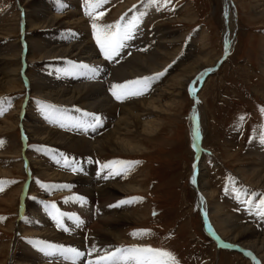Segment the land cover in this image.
<instances>
[{
	"label": "rangeland",
	"instance_id": "1",
	"mask_svg": "<svg viewBox=\"0 0 264 264\" xmlns=\"http://www.w3.org/2000/svg\"><path fill=\"white\" fill-rule=\"evenodd\" d=\"M17 1L21 6L20 12ZM41 1V4H44L49 12L59 14L56 12L58 10L56 5L60 4V2L56 3L58 0ZM75 1L80 13L88 18L78 15L89 25L90 37L92 36V44H90L94 51L99 48V45L95 36L92 35L93 20L86 14L85 0ZM257 1L231 0L230 4L235 9L233 23L235 30L229 38L230 47L227 52L225 49L223 0H107V3L103 4L101 8L96 9L93 15L99 12L104 13L96 21L99 26L113 24L122 16L124 19L120 22L121 26H124L126 17L135 14L136 26L131 33V38L123 42L124 49L121 50L122 46L119 55L106 59L101 50L96 49L95 55L90 57L95 60L98 59V62L102 63L99 66L97 64L95 70L98 71V68H101L104 72L105 93L108 98H112L109 99L115 104L149 98L150 94H155L160 87L169 83L171 77L183 67L186 68L183 75L188 76L190 72L194 73L195 70L205 66L204 60L210 62L213 59H219L220 62L217 66L216 64L213 66L216 70L208 71L210 73L206 75V72L203 75L205 76L203 80V77L200 78L203 71L196 72L179 90L180 97H177L179 103L174 105L170 112L157 113L155 116L152 113L149 116L140 117L141 121L160 120L159 128L154 134L130 138L133 144L139 146L140 151L136 153H99L95 150L91 153H76L30 139L27 129L35 124H43L54 131L93 142L96 137L110 129L114 122L110 116L102 113L104 111L90 110L75 103L63 104L39 95L36 93L31 79L43 80L42 82L45 84L57 86L99 82L74 81L73 77L68 76L69 74L72 75L71 68H63L64 79L61 83L59 82L62 75L56 76V73L60 71L61 66L86 65L83 62L85 59L62 57L45 62L32 61V57L38 55L37 53H29L30 41L34 40L31 36L34 33L29 31L27 26L26 11L29 10V3H25L23 0H0V11L3 10L5 3L14 4L12 13L0 12L1 30L5 29L4 26L11 19H15L18 26L14 33L0 36V55L14 58L12 61L6 58L0 62V77L5 80L12 68L15 70L19 68V75L16 76L17 89L0 93V98H5L3 104H0V108L4 109L3 114L0 115V141H3L2 146H0V170H7L6 174L0 175V180L15 181V183L4 184L3 190L0 191V199L14 195L12 204L6 205L5 202H0V218H2L0 219V247L2 248L0 264L30 263L27 259L28 254L24 252V248L16 243V239L33 237L32 234L39 235L35 233L40 231L32 229L22 232L16 231L19 225L15 224L14 221H19V208L23 203L27 201L37 204L47 198L55 204H60L65 194L58 195L48 192L51 182L65 183L61 180L72 181L73 178L74 189H77V186L85 181L84 178L81 179V177L72 174L75 170L70 169L71 166H66L63 169L64 166L58 162L53 165L49 164L45 153H43L44 149L49 150L51 155H54L56 150L65 151L66 159L75 162L80 159H88L93 163L96 158L100 163L105 162L106 165H110V167H106V171L110 176L109 179L112 180L113 178L114 180L105 182L104 185H129L135 188L122 194L119 193L116 199L108 202V210L105 214H109L112 210L117 215H125L126 213L130 216H136L139 214L142 218L122 223V226L120 223L116 228L119 232L116 231L113 237L96 232L95 223L100 220H96L98 217L95 219L93 213L94 223L91 220V224H88V226L91 225L89 232L93 242L87 238L86 243H82L84 245L83 250L88 252L87 255H90V258L87 261L82 259L80 263L77 262L76 264H96L100 257L109 252H114L117 248L131 246H147L170 252L175 258L176 264H253L241 252L226 249L223 246L219 247L216 243L217 240L215 241L216 238L210 236L205 229V223L198 205V189L194 190L191 186V174L195 171V169L193 171V163H195L196 146L193 143L191 126V114L195 106L190 88L197 89L199 100H197V115L200 122V135L202 134V140H200L202 146L201 144L200 146L203 152L201 163L204 167V171H202L204 183L214 191V201L220 210L230 213L234 217H239L244 223L253 225L257 231H264V215L260 214L264 211L260 207V202L264 200V187L251 184L255 182L251 176H247L245 179L240 176L241 173H247L249 168L256 164L257 161H253L261 158L259 155H255L258 154L255 151L264 150V139H262L264 138V112L261 111L264 109V94H262L264 92V14L257 12L255 8ZM260 3L264 5V2ZM263 5L259 8H263ZM66 7H69L68 4ZM121 7L123 8L120 10ZM68 11L78 14L75 9L66 10L65 13L60 14L66 15ZM138 12L150 17L148 19H145L148 16H145L144 19L139 18V22L138 18L136 20ZM79 30L71 27L64 29L49 28L36 34V38L41 37L44 41L47 39L51 43L68 45L78 39L67 43L66 41L69 39H66V36L68 37L70 33H78L79 38L85 37L89 40L87 32H81V34ZM165 31H169L164 38L167 42L162 43L160 48H156L155 42L160 37H164L162 35ZM61 32L65 33L62 34ZM175 37L177 41H168V39L172 41ZM136 42L140 48L134 47ZM155 48L172 56L170 59L164 56L154 58V61L163 63L164 67L155 72L147 73L144 77H155L157 73H163V75L151 80L146 90L140 88V91L142 90L141 95H124L120 91L117 94H120L122 98L116 99L113 95V85L134 81L135 77L127 78L124 80L125 82L115 84L109 77L111 68L124 64L134 54H142L143 56L152 54ZM23 50L25 51L23 52ZM88 60L89 57L85 61L88 63ZM53 62L56 65L55 70L51 65L54 64ZM96 62L97 60L94 63ZM25 63L26 69H23ZM55 76L58 77V80ZM97 76L101 77L102 75L98 73ZM136 77L142 79L140 76ZM148 89H152L151 93H144ZM170 98L169 95L162 97V102H170ZM51 109L62 111L60 119L56 123L53 116L55 114L46 113ZM114 114L118 117L120 112L115 110ZM103 117L108 119L109 125L98 130L95 126L100 120H103ZM262 154L264 155V153ZM25 156L27 158L23 161ZM199 160L197 158V162ZM35 162L53 171L50 169L51 167L59 171L60 173L57 172L59 174L68 175L69 178L47 180L40 177L34 169ZM125 162L138 163L128 164ZM199 174L197 182H199ZM32 184H34L33 187ZM66 189L67 191L62 190L61 192L69 191L67 193L69 196H67L71 197V186ZM198 192L200 191L198 190ZM204 196L209 221L215 231L220 233L209 212L211 211L210 201L206 195ZM132 198L142 199L133 200ZM67 199L71 200V198ZM121 201L131 202L120 203ZM100 204L104 207L102 202ZM59 206L61 207V204ZM70 207L65 206L64 208L67 210ZM52 224L54 223L50 221L47 226L54 230ZM24 226L28 227V225ZM103 227L107 231H111L110 226ZM44 229H42L43 232ZM60 230L62 232L61 228ZM66 231L64 230L62 233L64 238L68 240L73 236ZM89 232L87 233L86 230L84 236L89 235ZM133 233L138 234L132 235ZM58 234L57 232L54 234L56 236L44 235L43 237L53 238L48 241L49 245L55 248L69 249L71 247L77 250L80 246V244L68 242L66 243L69 246L58 243L57 238L60 236ZM35 257L37 256L33 255V258ZM48 260L47 264H66L59 260L53 261L50 257ZM258 260L264 264L262 257Z\"/></svg>",
	"mask_w": 264,
	"mask_h": 264
},
{
	"label": "bare ground",
	"instance_id": "2",
	"mask_svg": "<svg viewBox=\"0 0 264 264\" xmlns=\"http://www.w3.org/2000/svg\"><path fill=\"white\" fill-rule=\"evenodd\" d=\"M25 3H29V10L26 11V17H27V22H28V27L29 31H32L31 36L34 38V40L30 41V46H29V53H37L38 56L32 57V61H37V62H45L46 60H52V59H58L62 57H75L78 59H86L89 57L88 63H94L96 60L90 57L94 56V51H93V46L91 47V37H90V31H89V25L84 22V20L79 17L83 16L82 13H80V9L76 5L75 0H58L56 2H60L63 4V8L56 11L59 14H52L46 9V6L42 3L41 0L33 1V0H23ZM44 1V0H43ZM224 1V23H225V46H226V52L229 50V38H231V34L233 33L234 28V14H235V9L233 5H231V0H223ZM18 2V1H17ZM264 0H258L256 3L255 8L257 9V12L259 14H264V5L263 3ZM48 3V1H47ZM68 4L69 7H66ZM19 12L21 10L20 3H17ZM263 5V8H259L260 6ZM59 5H57L58 7ZM123 7L120 8V10ZM75 9L78 11V14L76 12H67L66 15L60 14V13H65L66 10H71ZM141 11V10H139ZM79 15V16H78ZM140 16L139 18L148 19L150 16L147 14L140 13L137 14V17ZM88 19V18H86ZM133 19V18H132ZM1 26V25H0ZM4 30H1L0 28V36L1 35H10L16 31L18 28L17 26V21L15 19H11L5 26ZM77 28L80 33H86L87 32V37L89 40L85 39V37L79 38L78 33H70L69 36L67 37L66 35V42H74L73 40L78 39L76 42L68 44V45H59L55 44L54 42L51 43L47 39L46 41L42 40V38H36V34H39L45 29H51V28ZM87 27V28H86ZM87 30H86V29ZM166 30V29H165ZM59 32V31H58ZM56 32V33H58ZM169 31H165V33L162 35L164 36L163 38L160 37V39L157 40L156 43V48H160L161 44L164 43L166 40L164 38L166 37V34H168ZM53 33V34H56ZM64 34L63 32H61ZM81 33V34H82ZM48 34V33H47ZM50 35V34H49ZM72 36V37H71ZM168 36V35H167ZM158 37V36H157ZM72 39V40H71ZM90 41V42H89ZM169 42H175L177 41V38L173 39ZM47 42V43H46ZM167 42V41H166ZM91 43V44H90ZM45 45V46H44ZM12 47V46H11ZM19 47V45H18ZM136 48H140L139 44L136 42L134 45ZM16 48V47H15ZM20 48V47H19ZM153 51L152 54H149L147 56H143L142 54H134L131 57H129L124 64L118 65L115 68H111L110 72L111 75L110 80L112 82L116 83H121L125 82L127 78L130 77H135L134 79H137L140 76L143 78L146 76L145 74L150 73V72H155L159 70L160 68L164 67L163 63L161 62H156L154 61V58H158V56H164L170 59L172 56L171 54H166L164 51H160V49H156ZM14 51V50H13ZM25 50H23L24 52ZM225 52V53H226ZM150 53V52H149ZM173 53V52H171ZM11 54V53H10ZM14 55V54H13ZM4 55H0V62L4 59H6ZM18 58V57H17ZM22 58V57H21ZM9 60H14L13 57L7 58ZM19 59V58H18ZM172 59V58H171ZM202 61V60H201ZM86 62V61H85ZM220 62L219 59H213L212 61H207L204 60L205 66L201 67L200 69L195 70L194 73L190 72L188 76L183 75L186 68L183 67L180 69L179 72L174 74L171 77V80L169 83L165 84L163 87H160L155 94H150L152 89H148L147 91H143L144 93L150 94L151 96L149 98H142L138 100H131L127 101L123 104H115L110 101L109 97L106 95L105 90V80H104V72H102L101 68H98V71L96 70V74H101L102 76L99 77L97 75H92L90 78H84L82 80H86L84 82H99V83H83L79 85H68V86H57V85H49L45 84L41 80L38 81L36 79H31L33 80L32 83L34 85V89L36 90V93L39 95L53 99L57 102L63 103V104H71L75 103L80 105L81 107L90 109V110H99V111H104L102 113L107 114L110 116V119L114 122L113 126L108 129L104 134H102L99 137H96L93 142L86 140L84 138L80 137H73L69 136L66 134H63L58 131H54L52 129L47 128L43 124H35L33 127L27 129L28 135L30 139H33L38 142H43L46 144H52L55 145L59 148L66 149L67 151L71 152H76V153H91L92 151H97L99 153H116V152H122V153H136L140 151L139 146L137 144H133L132 138H138V136H150L154 134L157 129L159 128L160 125V120H150V121H141L140 117L142 116H149L152 115L155 116L157 113L161 112H166V111H171L174 105L178 104V99L177 97H180V91L183 86L188 82L190 78L197 72L203 71L200 75V78L202 80L204 79L205 76H203L206 72V75L210 72L207 70L212 69L214 70L215 64L216 66ZM54 63V62H53ZM57 64V61H56ZM17 65V64H16ZM25 64H23V69L25 68ZM52 68H56L55 63L51 64ZM14 66V65H12ZM18 68V67H17ZM63 68L69 69L73 67L65 65L61 66L59 69L60 71H57L56 76H61L63 74ZM19 69V68H18ZM18 69L12 68L10 71V74L7 76L5 80H3L0 77V87L2 88L0 90V93L2 92H11L17 89V78L16 76L18 74ZM216 70V69H215ZM25 71V70H24ZM143 75V76H142ZM183 75V76H182ZM55 76V77H56ZM78 76V75H77ZM35 77V75H34ZM139 77V78H140ZM36 78V77H35ZM58 80V77H56ZM79 78V77H77ZM64 76L62 75L61 79H59V82L63 81ZM73 79V78H72ZM133 79V78H132ZM79 80V79H74ZM69 82V80H66ZM72 81V82H74ZM82 82L81 80H79ZM19 84V83H18ZM66 84V83H64ZM121 85V84H120ZM143 90V89H142ZM141 90V91H142ZM193 100H194V106L192 114H191V126H192V136H193V143L196 146V156H195V163H193V171L191 174V186L194 188V190L198 189L200 192L197 190V196H198V205L200 207L201 211V216L202 219L205 223V229L209 233L210 236H212L215 241L217 240V244L219 247L223 246L226 247V249L230 250H235L238 252H241L244 256L249 258L253 264H261V262L258 260V258H263L264 259V231L260 232L257 231L256 228L253 227L251 224L244 223L239 217H234L230 213L223 212L220 210L217 206V203L214 201V191L206 186L204 183V177L202 178V171H204V167L202 166V157L201 155L203 154L202 152V144H201V135H200V122L198 120V97H197V89H193ZM264 94V92L262 93ZM169 95L170 102L163 103L162 102V97H165ZM264 96V95H263ZM112 99V98H111ZM196 101V102H195ZM199 101V100H198ZM196 103V104H195ZM115 110L120 112V115L118 117L115 116L114 112ZM52 112H57L54 116V122L56 123L58 119H60V116L62 114V111L59 110H52ZM61 113V114H60ZM100 113V112H99ZM105 116V115H103ZM7 121V120H6ZM34 121V120H33ZM92 121V120H90ZM156 121V122H155ZM36 123V122H35ZM81 125V124H80ZM89 125V124H88ZM99 125V126H98ZM109 125V121L107 118L103 117V120H100L99 123L95 126L98 130L101 128H104L105 126ZM11 126V125H10ZM89 127V126H87ZM99 127V128H98ZM2 128V127H1ZM7 128V127H5ZM90 128V127H89ZM91 129V128H90ZM1 130V129H0ZM7 130V129H6ZM132 137V138H131ZM131 138V139H130ZM93 140V139H92ZM201 144V146H200ZM94 153V152H93ZM255 155H259V160H255L253 162H256V164L252 167L249 168L247 173H241V177L245 179L247 176H251L253 179H255V182L251 183L255 186H263L264 187V150L261 151H255ZM253 154V153H252ZM261 154V155H260ZM251 155V154H250ZM203 156V155H202ZM201 157V159H200ZM27 157L23 158V161H25ZM198 158V162H197ZM38 162V161H37ZM35 162L34 163V169L36 170L37 174L40 177H43L47 180H52V179H64V178H69L67 175L59 174V171L54 170L53 168L50 167L53 171L49 170L48 168L42 166L41 164ZM252 162V161H251ZM25 163V162H24ZM45 163V162H44ZM46 164V163H45ZM82 168H85L83 170L84 175H79V177L84 178V183L80 184V186H77V189H74L73 186V178H72V183L71 185V192L72 194L81 193L85 196H87V199L92 202V204H96L95 210L90 211L91 213L96 212L95 219L98 217L96 220H100L99 222L95 223V230L97 233H100L102 235H110L114 237V233L117 231V226L120 225L122 226V223L126 222H131L134 220H138L139 218L141 219L142 216L139 214H135L136 216H130L125 213L122 215H117L115 212H112L110 210L109 214H105V212L108 210L107 203L111 202L112 200L116 199V196L120 193L122 194L125 191H130L135 189L134 186H115V185H104L105 182H111L114 180L110 178L109 175L107 174H102V176H98L94 173V171L91 169L89 165H86ZM7 170L2 171L0 170V175L6 174ZM56 171V172H54ZM200 171V174H199ZM244 171V170H243ZM59 172V173H57ZM86 174V175H85ZM95 174V175H93ZM199 174V182L200 184H197V176ZM101 177V178H100ZM106 178V179H104ZM78 180V179H77ZM63 182H67L66 180H61ZM78 182V181H77ZM103 185V186H102ZM34 184H32V187ZM68 186V187H69ZM101 186V187H99ZM29 187V184H28ZM63 186L57 187L58 193L61 194L62 190L66 191V188H63ZM198 187V188H197ZM71 194V198L73 200V196ZM204 195L207 196V198L210 201V208L211 211H209L212 215L211 218H213L216 227L218 228L217 233L215 229L213 228L211 222L209 221L208 217V211L205 208L204 204ZM120 196V195H119ZM118 197V196H117ZM66 197L63 199L62 204L63 206H72V202L70 199H67ZM0 202H5L6 205L12 204L14 202V195H9L6 198H1ZM100 202L103 203L104 207ZM207 204V203H206ZM116 207V206H115ZM121 208V205H119ZM123 207V205H122ZM1 208V206H0ZM43 206L39 208V206H35V203L33 202H25L21 205L20 209V217L19 216V221H14L15 224L19 225V228H16V231H25V230H38L40 232H37L35 234L41 235L40 237L44 239H53V238H48V237H43L44 235L47 236H56L54 235L55 233L57 234L56 231L51 230L48 228V223L44 219V216L42 214ZM118 208V209H120ZM202 208V209H201ZM209 209V208H208ZM26 213V216L23 214ZM78 211L85 212L84 209H79ZM118 211V210H117ZM122 211V210H121ZM103 212V213H102ZM109 212V211H108ZM102 213V214H101ZM98 215V216H97ZM92 218V216H91ZM94 223V219H91ZM90 221V220H89ZM90 221L88 224H91ZM86 225V229L82 230L81 232H72L71 230H74V225L69 226L67 232L70 233L71 236L75 238H70L66 240L62 234H60L59 238H57L60 242H68L72 244H80V246L77 248V252L82 253L81 251L83 250L82 247H84L83 244H85L84 240V235L87 230V233L90 231V226ZM28 227L26 228V226ZM94 226V225H93ZM103 226L106 227H111V231H107ZM124 226V225H123ZM22 228V229H20ZM49 229V230H45ZM92 228V227H91ZM42 229L45 231L43 232ZM94 230V229H93ZM53 233H52V232ZM30 232V231H29ZM35 232V231H34ZM119 232V231H117ZM32 233V232H30ZM22 234V233H21ZM96 234V233H95ZM221 234V235H220ZM34 235V234H32ZM37 235V236H39ZM59 235V234H58ZM92 235V234H91ZM118 235V234H116ZM88 240L93 242L91 240L90 232L88 235ZM94 238L95 235H94ZM55 239V238H54ZM93 239V238H92ZM106 239V238H105ZM16 243L20 245V247L24 248V252L28 254L25 256L31 264H47L44 259L45 257H42V254L38 253L36 250H34V247L26 244H22V241H19V239H16ZM104 240V239H103ZM96 241V240H94ZM118 241V240H117ZM15 243V241H14ZM109 243V242H108ZM16 247V245H15ZM2 248L0 247V253H1ZM25 253V255H26ZM23 255V254H22ZM31 255V256H30ZM33 255H36L37 257L33 258ZM31 257V258H30ZM258 257V258H257ZM36 260V261H35ZM24 261V259H23ZM29 263V264H30Z\"/></svg>",
	"mask_w": 264,
	"mask_h": 264
},
{
	"label": "snow or ice",
	"instance_id": "3",
	"mask_svg": "<svg viewBox=\"0 0 264 264\" xmlns=\"http://www.w3.org/2000/svg\"><path fill=\"white\" fill-rule=\"evenodd\" d=\"M107 3V0H85L86 5V14L89 15L92 20V28L93 34L96 38V42L100 45L101 52L105 55L106 59H111L114 55H119V50L123 46V42L131 38V33L135 28V21L130 22L124 26H121V20L124 19L122 16L120 20L116 21L113 24L99 26L96 21L99 20L104 13L99 12L95 15L93 13L96 9L101 8L103 4ZM135 8V5H133ZM131 11V9H129ZM126 15V14H125ZM207 71H212L209 69ZM163 75V73H157L155 77H144L142 79H138L136 81H129L123 85H113V95L116 99H121L122 96L117 94L115 89L119 88L123 91L124 95H141L142 91L140 90H130L129 85H136L140 88L146 90L148 87V83ZM190 94H193V90L190 88ZM5 98H0V104H3ZM4 109L0 108V115L3 114ZM264 112V109H261ZM243 119V117H241ZM264 139V138H262ZM3 141H0V146H2ZM128 164L138 163V162H125ZM105 167H110V165H105ZM15 183V181H4L0 180V191L3 190L4 184ZM133 200H138L142 198H132ZM131 201H121L120 203H126ZM55 208V205H52ZM260 207L264 209V200L260 202ZM264 215V211L260 213ZM59 215L57 213L53 218ZM2 219V218H0ZM57 226H60V222L57 219ZM142 232L144 230H141ZM138 233H133L132 235H137ZM146 234V233H145ZM49 247H52L49 245ZM61 251H71L76 256L82 255V253L77 252L74 249H57ZM96 264H176L175 258L172 256L170 252L164 251L162 249H155L152 247H138L131 246L127 248H117L114 252H109L103 257H100Z\"/></svg>",
	"mask_w": 264,
	"mask_h": 264
},
{
	"label": "crops",
	"instance_id": "4",
	"mask_svg": "<svg viewBox=\"0 0 264 264\" xmlns=\"http://www.w3.org/2000/svg\"><path fill=\"white\" fill-rule=\"evenodd\" d=\"M6 5V7H5ZM4 7L2 8L3 10H1L0 12H4L6 14H10L12 13V6H14V4H11V2L5 3Z\"/></svg>",
	"mask_w": 264,
	"mask_h": 264
}]
</instances>
